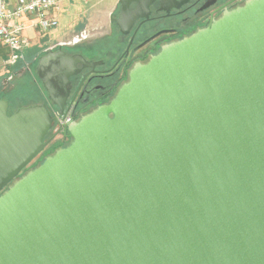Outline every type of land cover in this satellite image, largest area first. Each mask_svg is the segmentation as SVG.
Instances as JSON below:
<instances>
[{"label": "water", "instance_id": "water-1", "mask_svg": "<svg viewBox=\"0 0 264 264\" xmlns=\"http://www.w3.org/2000/svg\"><path fill=\"white\" fill-rule=\"evenodd\" d=\"M58 48L37 76L65 113L87 61ZM52 126L0 98V264H264V0L136 64L25 171Z\"/></svg>", "mask_w": 264, "mask_h": 264}, {"label": "flooded vegetation", "instance_id": "flooded-vegetation-1", "mask_svg": "<svg viewBox=\"0 0 264 264\" xmlns=\"http://www.w3.org/2000/svg\"><path fill=\"white\" fill-rule=\"evenodd\" d=\"M246 1L118 0L109 16V31L97 37L96 42H81L62 48L68 56L82 55L87 61L86 65L75 61V73L70 76L72 89L65 112L74 107L77 120L109 104L121 86L129 80L130 71L136 64L147 63L164 46L192 36L219 19L224 12L243 6ZM46 50L35 54L32 61L27 63L26 71L33 68L37 76L38 61L46 54ZM52 50L58 51L59 48L56 45ZM44 76L50 86L57 83L47 73ZM38 79L43 85V81ZM46 103L53 117V126L45 138L43 151L25 171L37 167L72 140L70 135L61 137L55 131V114L61 112L51 101L46 99Z\"/></svg>", "mask_w": 264, "mask_h": 264}, {"label": "rangeland", "instance_id": "rangeland-1", "mask_svg": "<svg viewBox=\"0 0 264 264\" xmlns=\"http://www.w3.org/2000/svg\"><path fill=\"white\" fill-rule=\"evenodd\" d=\"M97 1L98 0H74V5H72L70 0H63V9L59 14V27L50 32L47 36H41L42 38L39 41H37V39H40V36L35 31L31 29L28 30L27 33L30 36V41L33 43H29L28 47L23 51V57L19 61L8 66L6 75L2 77L5 81L1 82L0 98L3 97L10 102L11 112L16 111L19 108L42 104L44 102L46 103L47 93L43 85L39 81L35 72L33 73V68H30V71H26L28 66L25 64L27 63V57H31L37 52L40 54L46 50V46H44L43 43V37L48 41V44H54L57 41H60L59 39L65 35L69 41L73 37V42L78 40L77 36H82L79 39L81 41L75 43L80 44L81 42L86 43L88 41L96 42L97 37L110 30L109 16L117 4L116 2L111 4L112 0H102L101 3L96 4ZM105 4L108 5L103 6ZM92 6H94L93 9H95V11L92 10L88 15L98 16L101 20L100 23H92L89 21V18L76 19L79 13L78 10L84 11ZM82 24H85V27L78 31L80 34H78V32H75L76 34H74L73 30H75V26L78 25V27H80ZM34 46H37L38 49Z\"/></svg>", "mask_w": 264, "mask_h": 264}, {"label": "built area", "instance_id": "built-area-1", "mask_svg": "<svg viewBox=\"0 0 264 264\" xmlns=\"http://www.w3.org/2000/svg\"><path fill=\"white\" fill-rule=\"evenodd\" d=\"M61 10L60 0H0V77L6 75L8 66L23 57L30 43L27 30L48 35L59 27ZM74 112V107L63 114L56 112L55 131L61 137L69 135Z\"/></svg>", "mask_w": 264, "mask_h": 264}, {"label": "crops", "instance_id": "crops-1", "mask_svg": "<svg viewBox=\"0 0 264 264\" xmlns=\"http://www.w3.org/2000/svg\"><path fill=\"white\" fill-rule=\"evenodd\" d=\"M62 2H63V0H60V6L62 7ZM70 2L72 3V5H74V0H70ZM102 2V0H98L97 1V3L96 4H99V3H101ZM116 2V4H117V2H118V0H112V2H111V4H113V3H115ZM96 4H94V5H96ZM109 4V3H108ZM108 4H105V5H103V6H107ZM94 8V6H92V7H90L89 9H86V10H84V11H81V10H78L79 11V13H78V15H77V18L76 19H81V18H89V21L90 22H92V23H100L101 22V20L99 19V17L97 16H89L88 15V13L89 12H91L92 10H94L95 11V9H93ZM62 9H63V7H62ZM88 15V16H87ZM96 19H95V18ZM85 27V24H82V26H80V27H78V25L77 26H75V30H73L74 31V34H76L78 31H80V30H82V28H84ZM27 32H28V30H27ZM39 36H40V39H37V41H39V40H41V36H43V35H40V33L38 32V31H35ZM76 32V33H75ZM71 33L73 34V32L71 31ZM78 34H80L79 32H78ZM29 35V34H28ZM47 36V35H46ZM71 36H73V35H71ZM75 37V36H74ZM82 36H77V41H75V42H73V37H72V39H70V41H69V39H67L66 38V35L64 36V37H62L61 39H59L60 41H57L56 43H54V44H48V41L47 40H45L44 38L45 37H43V40H44V46H46V49H49V48H53V47H55L56 45H58V44H61V43H64L65 45L64 46H68V47H70V46H74V45H76L75 43L77 42V43H79V41H81V40H79L80 38H81ZM29 38H30V36H29ZM35 42V41H34ZM31 43H33V42H31L30 41V44ZM37 43V42H36ZM33 45V44H32ZM35 45V44H34ZM34 47H36L37 49H38V47L37 46H34ZM38 53V52H37ZM37 53H34L31 57H27V63H29L30 61H32V58L35 56V54H37ZM27 63H25V64H27ZM5 80H4V78H0V87H1V82H4Z\"/></svg>", "mask_w": 264, "mask_h": 264}, {"label": "trees", "instance_id": "trees-1", "mask_svg": "<svg viewBox=\"0 0 264 264\" xmlns=\"http://www.w3.org/2000/svg\"><path fill=\"white\" fill-rule=\"evenodd\" d=\"M3 98V97H2Z\"/></svg>", "mask_w": 264, "mask_h": 264}]
</instances>
